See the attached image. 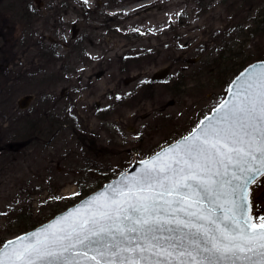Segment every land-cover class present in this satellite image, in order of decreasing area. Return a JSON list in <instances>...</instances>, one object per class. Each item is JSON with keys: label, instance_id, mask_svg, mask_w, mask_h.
<instances>
[{"label": "rangeland", "instance_id": "1", "mask_svg": "<svg viewBox=\"0 0 264 264\" xmlns=\"http://www.w3.org/2000/svg\"><path fill=\"white\" fill-rule=\"evenodd\" d=\"M147 1L71 0L62 16L86 23V40L67 41L58 60L13 61L0 77V244L188 132L226 91L219 64L209 70L224 42V62L264 59V28H252L261 0ZM253 212L264 215V176Z\"/></svg>", "mask_w": 264, "mask_h": 264}, {"label": "snow or ice", "instance_id": "2", "mask_svg": "<svg viewBox=\"0 0 264 264\" xmlns=\"http://www.w3.org/2000/svg\"><path fill=\"white\" fill-rule=\"evenodd\" d=\"M214 113L138 174L5 243L0 264H264L250 189L264 176V65Z\"/></svg>", "mask_w": 264, "mask_h": 264}, {"label": "flooded vegetation", "instance_id": "3", "mask_svg": "<svg viewBox=\"0 0 264 264\" xmlns=\"http://www.w3.org/2000/svg\"><path fill=\"white\" fill-rule=\"evenodd\" d=\"M71 6V0H0V77H12L8 68L13 61L29 60L39 65L58 60L57 50L67 41L83 43L88 25L69 24L62 16ZM151 79L157 80L154 73ZM5 88L7 85L0 83V92Z\"/></svg>", "mask_w": 264, "mask_h": 264}, {"label": "water", "instance_id": "4", "mask_svg": "<svg viewBox=\"0 0 264 264\" xmlns=\"http://www.w3.org/2000/svg\"><path fill=\"white\" fill-rule=\"evenodd\" d=\"M262 65H264V59H257V60L251 61L250 63L245 65L241 70H239L233 76V78L230 80V82L228 83V86H227L226 93H225L224 97L215 106H213L210 109V111L208 113H206L189 132H187L184 135H181V136L177 137L174 141L162 146L161 148H159V150H156L154 153L150 154L148 157L141 158L139 160L137 158H135L132 161V163L126 169H124L120 173L118 172V174L115 177H113L110 180L104 182L102 186H100L96 190L88 193L83 198L79 199L77 202H75L72 205H69L68 207H66L64 210H61V211L55 213L48 220L36 225L35 227H33V228L29 229V230H26L24 232H20V233H18L16 235L8 237L0 245V248H2L3 245L5 243H7L8 241H15L19 237L28 236L29 234H31L33 232L40 231V230L48 227L50 224L56 223L57 221L61 220L62 217H65L69 213L74 212L77 208H83L87 204L88 201L92 200V198L98 196L100 193H106L108 188H109V186H116L125 176L138 174L141 171V168H142V164H141L142 161L151 159L157 153H161L163 150L168 149L170 146H173V145L177 144L184 137L188 136L193 131V129L196 128V126L200 123V121L205 120L206 117L213 116L215 114L214 113V109L218 108L221 103L232 99V91L236 90L237 84L240 83L241 81H243L244 77H246L249 73H253L254 71H256V72L260 71ZM166 72H167V68H164L161 72H159L158 74H155V77L159 78L160 76L166 74ZM230 89L232 91H230ZM29 97H30V95H25L24 97H22L19 100L18 105L20 107H23L26 104V101H27V99ZM262 177L263 176L257 177L258 183L250 186V189L252 191V200H253V192L258 187L259 181H260V179Z\"/></svg>", "mask_w": 264, "mask_h": 264}, {"label": "trees", "instance_id": "5", "mask_svg": "<svg viewBox=\"0 0 264 264\" xmlns=\"http://www.w3.org/2000/svg\"><path fill=\"white\" fill-rule=\"evenodd\" d=\"M244 1L246 2L249 0H244ZM257 2H260L262 4L258 7L257 12L254 15L255 17L253 18V21H252V28H254L253 31H256L258 33L257 30H259L260 27L264 28V0L257 1ZM228 44L226 42L222 44L221 50L223 52L221 51L219 55L215 58V61L210 63L211 64V68L209 69L210 71L212 68L216 67L217 63L219 64L218 73H217V76L215 77V81H217V84L219 87L226 85L230 81V79L234 76V74H236L245 64H247L249 61L254 60L253 54L247 53L239 57V59L236 61L224 62V60H226L225 55H223L224 51H226L227 53V52H230L233 48L232 46H230V44L229 45ZM235 54H236V51H235ZM237 55L238 53L235 56ZM113 175L110 172H108L107 174L104 175L103 181L108 180ZM89 191H90L89 189H85V191L80 192V195L86 194ZM70 203L72 202L66 201L65 203L59 205L58 207L54 206V208L55 209L58 208L60 210L61 208L68 206ZM58 209L56 210V212L58 211Z\"/></svg>", "mask_w": 264, "mask_h": 264}, {"label": "bare ground", "instance_id": "6", "mask_svg": "<svg viewBox=\"0 0 264 264\" xmlns=\"http://www.w3.org/2000/svg\"><path fill=\"white\" fill-rule=\"evenodd\" d=\"M150 1H151V0H150ZM150 1H147V2L149 3ZM163 1H165V0H163ZM176 1H177V0H176ZM176 1H175V2H176ZM86 2H88L87 4L89 5V0H86ZM139 2H140V3H138V4L135 3L134 5H132V6H130V7H123V9H122V8H121V9H120V8H119V9L117 8V12L123 11L124 16H127V15L133 13V10H135V8H137V7H141V5L144 4V2H146V1H139ZM151 2H152V1H151ZM137 5H139V6H137ZM165 68L168 69V67H166V66H165ZM203 116H204V115H203ZM203 116H201L199 119H201ZM190 130H191V129H190ZM190 130H189V131H190ZM189 131H188V132H189ZM186 133H187V132H186ZM175 139H176V138H175ZM175 139L169 141L168 143L174 141ZM168 143H166V144H168ZM166 144H165V145H166ZM163 146H164V145H163ZM161 147H162V146H161ZM161 147H160V148H161ZM261 179H262V178H261ZM261 179H260V180H261ZM259 182H260V181H259ZM84 196H85V195L83 194V196H82L81 198H83Z\"/></svg>", "mask_w": 264, "mask_h": 264}]
</instances>
